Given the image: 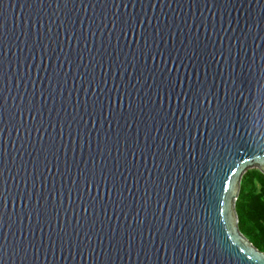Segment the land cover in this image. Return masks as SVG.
Segmentation results:
<instances>
[{
	"label": "water",
	"instance_id": "water-1",
	"mask_svg": "<svg viewBox=\"0 0 264 264\" xmlns=\"http://www.w3.org/2000/svg\"><path fill=\"white\" fill-rule=\"evenodd\" d=\"M249 169L264 0H4L2 264H264Z\"/></svg>",
	"mask_w": 264,
	"mask_h": 264
},
{
	"label": "trees",
	"instance_id": "trees-1",
	"mask_svg": "<svg viewBox=\"0 0 264 264\" xmlns=\"http://www.w3.org/2000/svg\"><path fill=\"white\" fill-rule=\"evenodd\" d=\"M235 207L240 231L264 251V174L258 169H249L243 175Z\"/></svg>",
	"mask_w": 264,
	"mask_h": 264
},
{
	"label": "snow or ice",
	"instance_id": "snow-or-ice-1",
	"mask_svg": "<svg viewBox=\"0 0 264 264\" xmlns=\"http://www.w3.org/2000/svg\"><path fill=\"white\" fill-rule=\"evenodd\" d=\"M3 3H4V0H0V6H3ZM0 191H2V188H0ZM0 244H2V241H0ZM173 246H175V245H173ZM0 264H2V261H0ZM188 264H190V262H188Z\"/></svg>",
	"mask_w": 264,
	"mask_h": 264
}]
</instances>
